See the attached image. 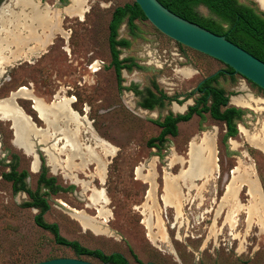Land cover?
<instances>
[{
	"label": "rangeland",
	"instance_id": "obj_1",
	"mask_svg": "<svg viewBox=\"0 0 264 264\" xmlns=\"http://www.w3.org/2000/svg\"><path fill=\"white\" fill-rule=\"evenodd\" d=\"M32 1L39 9L47 8L51 15H57V27L43 46L44 36L34 27L25 49L13 44L4 49V41L14 29L2 24L0 18V49L4 50H0V58L6 60L0 69V114L19 88L46 104L69 99L71 109L85 125L77 141L95 150L99 163L80 166V160L74 159V165L68 167L67 155L60 148L69 136H30L28 141L22 136L21 141L27 143L20 149L15 139L12 141L8 118L0 120V264L75 257L35 225L38 210L27 207V195L14 193L11 182L3 176L13 168L17 174L26 172L23 182L32 191L41 172L45 178L55 179L54 186L60 188L57 193L39 190L49 205L42 218L56 223L62 237L84 247L106 254L122 253L130 264L135 262L129 250L142 262L153 264H264V150L250 142L264 131V91L237 74L218 77L211 86L225 91L229 106L245 111L236 121L238 135L223 142L224 124L206 113L203 119L192 116L179 123L177 136H168L162 146L151 149L147 142L160 131L155 121L167 113L184 114L199 96L195 91L198 84L216 72L227 71V67L176 43L147 20H135L131 35L124 19L117 39L130 45L119 48V58L140 67L122 70L118 83L111 66L108 24L116 7L133 0H86L82 16L77 9L65 11L70 0ZM238 1L260 9L255 0ZM2 6L8 7V18L18 11L13 0H3ZM197 10L209 16L204 7ZM19 34L28 35L22 30ZM17 55L19 59H15ZM155 88L182 103L164 101L152 110L141 108L147 90ZM237 97L247 105L233 104L231 99ZM14 103L32 127L47 130L29 99L19 95ZM176 106L184 110H175ZM240 128L245 133H240ZM92 134L102 143L97 145ZM191 144L193 153L203 150L215 169L205 178L203 167L193 182L184 178ZM138 167L140 176L136 175ZM233 178L237 191L226 197ZM250 183L259 188L258 196L251 193ZM99 192L106 203L91 200ZM168 193L172 194L168 197ZM256 201H262L261 208ZM173 203L180 206L178 216ZM99 209H103L101 213ZM146 217L151 220L150 230ZM80 218L98 224L101 232L85 229Z\"/></svg>",
	"mask_w": 264,
	"mask_h": 264
},
{
	"label": "trees",
	"instance_id": "obj_2",
	"mask_svg": "<svg viewBox=\"0 0 264 264\" xmlns=\"http://www.w3.org/2000/svg\"><path fill=\"white\" fill-rule=\"evenodd\" d=\"M2 1L0 0V3ZM59 1L61 3L66 2V0ZM157 1L171 13L216 35L224 36L228 41L264 63V12L259 8L251 4H242L238 0ZM199 6L204 7L208 11L209 16L201 15L197 10ZM124 19H127V26L131 35H134V21L146 20L139 6L134 1L131 4L127 3L116 7L111 14L108 24V43L111 66L114 69L118 83H121L122 70L130 71L133 67H140L130 59L119 58V48H127L130 45L126 40L117 39L118 28ZM233 74V70L227 67V71H219L215 75H211L201 81L195 89L196 93L199 94L198 98L195 99L193 105L187 108L184 114L173 115L172 113H167L161 120L155 121L160 131L156 137L151 138L147 142L148 147L157 149L166 142L168 136H177L179 123L189 121L192 116L203 119L206 113L213 120L224 124L223 142L226 143L228 139L236 137L238 135L236 121L241 119L245 111L235 106H229V96L225 91L211 86V83L218 79V77L222 75L231 76ZM189 96H191V93L187 98ZM164 101L182 103L177 100L176 96H167V94L155 88V91L147 90L140 107L152 110L155 106L163 105ZM17 175L18 177L16 178ZM3 176L11 182V188L14 193L22 191L27 195L29 202L26 203V206L38 210V213L34 216L35 225L49 232L57 245L69 248L77 258H92L97 260L99 264H130L120 253L106 254L100 249H90L82 246L77 241L67 240L60 235L56 223H46L43 220L42 215L49 209V205L45 194H40L39 190L44 188L49 193H57L60 188L54 186L55 179L53 177L45 178V174L41 172L37 179V188L32 191L26 188L23 182L27 176L26 172L17 174L15 168H13L10 173ZM129 251L135 264H153L142 262L132 250Z\"/></svg>",
	"mask_w": 264,
	"mask_h": 264
},
{
	"label": "bare ground",
	"instance_id": "obj_3",
	"mask_svg": "<svg viewBox=\"0 0 264 264\" xmlns=\"http://www.w3.org/2000/svg\"><path fill=\"white\" fill-rule=\"evenodd\" d=\"M13 1H14V6L17 8L18 11L15 12L10 18H8L9 17L8 16L9 14L7 12L8 7L2 6L0 8L1 23L5 24V25H10V26H12L11 28L14 29L13 32H11L7 36V39H5L4 49L9 48V44H13L15 46H18V47H20V49H25L26 46H24V44H26L25 43L26 39L29 38L30 34L31 35L33 34L31 29L34 27L39 28V30L41 32L40 33L41 36H44L43 41L40 42L38 39L36 40L37 42H40L41 45L43 46L46 43V41H48V38L51 35V31H53L57 27L56 26L57 15L56 14L51 15L47 8L42 9V10L39 9L40 6L38 7V5L33 3L32 0H13ZM255 1L258 3L260 9L264 10V0H255ZM85 3H86V0H70V5L65 9V11L71 12L74 9H77L80 12L79 15L82 16V12H81L82 9L81 8L83 7V5ZM19 30L27 32L28 35L27 36H26V34L20 35ZM0 31H1V29H0ZM1 51H4V50H1ZM19 57L20 56L17 55L15 59H19ZM5 62H6L5 59L0 58V69H1L2 65L5 64ZM0 74L2 75L3 72L0 71ZM19 95H21L24 98L29 99L32 102V109L37 114L39 119L46 125L47 130L42 131L41 129H36V128L32 127V124H30L28 117H26L24 114H22L19 110L16 109V107H15L16 104L14 103V98L19 96ZM8 101H9V104H7L5 106V108L3 110L4 112L2 114H0V118H2V119L8 118L13 122V130H14V135H15L14 144L16 146L20 147V149L26 148L25 143H27L26 141H28L30 136H48V137L52 136V135L69 136L68 138L62 140L63 146L60 148L61 152H64L65 155H67L66 164L68 167H71L74 165L73 164L74 159L80 160V164H79L80 166H84L87 163H91V162L96 163V164L99 163L97 156H96L97 152L95 153V150L90 149V148L88 149L87 147L84 146V144L77 141L78 136H80L81 132H83L82 128L85 125L83 123L84 122L83 119L78 115V113L74 112L71 109V107H70L71 106V100L61 99L60 101L57 100V101H53L52 103L46 104L42 99L33 97L30 94V91L26 90L25 88H19L17 92L11 94L10 99H8ZM231 102L235 105H238V106L247 105V102L244 99H241L238 97L232 98ZM239 131H240V133H245V131L242 128H240ZM22 136H26L27 140L25 141V143L21 141ZM91 136L94 139V141L97 143V145L102 143L101 140L95 136V134L94 135L92 134ZM259 136L256 135V137L250 138V142L256 148L264 150V131ZM206 139H205V141H206ZM206 143H207V141H206ZM28 146H29V144H28ZM199 149H201V148H199ZM105 150H106V152H108L109 148H107ZM189 155H190L189 168L186 171H184V178L185 179H188L189 181H192V182H193V180L198 179L199 178V172H201L203 167H205L206 171H207V176L205 178H208L209 176H211V174L215 171L214 165L212 164L213 162L211 161L212 163H210V162L208 163L207 159L203 156L204 155L203 150H199L195 154L192 151V144H191V148L189 150ZM54 156H52V157H54ZM50 161L53 162L54 159L51 158ZM49 163H51V162H49ZM32 165H33V163H32ZM136 175L140 176V168L139 167L136 169ZM200 177H202V176H200ZM167 178H168V176H167ZM234 179L235 178L232 179V181L228 184V186L226 188V192H225L226 197H231V194L234 191H237L236 190L237 188L235 189ZM249 186L251 188V193L255 197L258 196L259 188L256 186V184L250 183ZM201 190H202V188H201ZM203 191H204V189H203ZM170 194H172V193L167 194L168 197ZM91 200L93 202H100L102 204L106 203L105 198L103 197V195L100 192L97 194H94L91 197ZM174 200H175V198H174ZM171 205H172V208L174 207L176 209V213L178 216L180 214L179 204L177 205V204L173 203ZM256 205L259 208H261L262 207V201H256ZM102 210L103 209H99L98 213H101ZM102 215H104V214H102ZM106 215H108V214H106ZM79 220L85 229H89V230L96 232V233L101 232L99 230V227L97 226L98 224L95 225L94 222L92 223L89 219L80 218ZM229 220H231L232 224L235 222V220L232 219L231 217ZM150 221L151 220L148 218L145 220L149 230L151 227ZM101 230H102V228H101Z\"/></svg>",
	"mask_w": 264,
	"mask_h": 264
},
{
	"label": "water",
	"instance_id": "obj_4",
	"mask_svg": "<svg viewBox=\"0 0 264 264\" xmlns=\"http://www.w3.org/2000/svg\"><path fill=\"white\" fill-rule=\"evenodd\" d=\"M133 1L139 6L146 20L160 33L182 46L221 62L232 69L234 74L264 91V63L262 61L228 41L224 36L216 35L171 13L157 0ZM0 120L4 121L2 118ZM6 121L10 122L12 141H14L13 122L8 119ZM34 157L35 155L31 164ZM37 160H39L38 157ZM32 264L96 263L77 257H57Z\"/></svg>",
	"mask_w": 264,
	"mask_h": 264
},
{
	"label": "flooded vegetation",
	"instance_id": "obj_5",
	"mask_svg": "<svg viewBox=\"0 0 264 264\" xmlns=\"http://www.w3.org/2000/svg\"><path fill=\"white\" fill-rule=\"evenodd\" d=\"M175 110H184V107H178V106H176V108H174ZM167 115V114H166ZM39 118V117H38ZM40 120V119H39ZM36 129H38V128H36Z\"/></svg>",
	"mask_w": 264,
	"mask_h": 264
},
{
	"label": "crops",
	"instance_id": "obj_6",
	"mask_svg": "<svg viewBox=\"0 0 264 264\" xmlns=\"http://www.w3.org/2000/svg\"><path fill=\"white\" fill-rule=\"evenodd\" d=\"M234 106V105H233ZM114 253H119V252H114ZM121 255H123L122 253H120ZM124 256V255H123ZM125 257V256H124ZM126 258V257H125ZM83 259V258H82ZM127 259V258H126ZM86 260V259H85ZM90 261V260H89ZM95 263V262H94ZM99 264V263H96Z\"/></svg>",
	"mask_w": 264,
	"mask_h": 264
}]
</instances>
